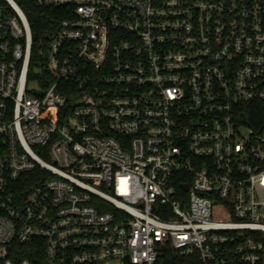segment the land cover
I'll use <instances>...</instances> for the list:
<instances>
[{"label":"built area","instance_id":"built-area-1","mask_svg":"<svg viewBox=\"0 0 264 264\" xmlns=\"http://www.w3.org/2000/svg\"><path fill=\"white\" fill-rule=\"evenodd\" d=\"M32 1L35 68L0 0V264H264V0Z\"/></svg>","mask_w":264,"mask_h":264},{"label":"trees","instance_id":"trees-1","mask_svg":"<svg viewBox=\"0 0 264 264\" xmlns=\"http://www.w3.org/2000/svg\"><path fill=\"white\" fill-rule=\"evenodd\" d=\"M20 2L27 12L32 26L34 37L32 66L35 68V66H40V62L43 59L42 48L46 46L47 38L53 27L55 8L39 6L32 0H20ZM162 262L163 264H198L193 257L183 258L175 256L171 249H167L162 257Z\"/></svg>","mask_w":264,"mask_h":264},{"label":"water","instance_id":"water-1","mask_svg":"<svg viewBox=\"0 0 264 264\" xmlns=\"http://www.w3.org/2000/svg\"><path fill=\"white\" fill-rule=\"evenodd\" d=\"M184 187H185L186 189H188V188H189V185H188V184H185Z\"/></svg>","mask_w":264,"mask_h":264}]
</instances>
